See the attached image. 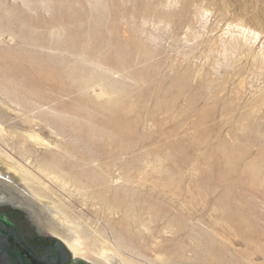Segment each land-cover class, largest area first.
Segmentation results:
<instances>
[{
	"label": "rangeland",
	"instance_id": "374dc122",
	"mask_svg": "<svg viewBox=\"0 0 264 264\" xmlns=\"http://www.w3.org/2000/svg\"><path fill=\"white\" fill-rule=\"evenodd\" d=\"M1 160L89 263L264 264V0H0Z\"/></svg>",
	"mask_w": 264,
	"mask_h": 264
},
{
	"label": "bare ground",
	"instance_id": "6f19581e",
	"mask_svg": "<svg viewBox=\"0 0 264 264\" xmlns=\"http://www.w3.org/2000/svg\"><path fill=\"white\" fill-rule=\"evenodd\" d=\"M33 137H35V135ZM28 170H29L28 168L22 166L21 164H14L11 163L9 160L0 161V184L3 185L4 187L3 189H5L6 191V195L4 199H1L0 197V201H7L28 210L30 212L31 217L37 224L43 225L52 233L63 238L66 245L72 251L74 256L84 259L85 257L83 255L82 244L78 243L79 241L77 242V240L73 237L71 231L69 230V227L64 226V224L61 225L62 224L61 222L64 223L66 220L69 219L68 218L63 219L61 216H59L60 214L58 213V209H53L54 207L44 202L45 200L43 201L44 197L43 198L39 197V195L34 190L30 189L31 187H27L26 184H28L29 181L33 179L32 175ZM18 178L20 181H18ZM52 212H55L56 215L58 216L57 220H55L52 217L51 215ZM104 253L101 255L104 259L105 264L121 263V262L118 263L119 260H116L117 258H115V255H112L114 252L112 254L108 252L105 254ZM86 259L87 258H85V260Z\"/></svg>",
	"mask_w": 264,
	"mask_h": 264
},
{
	"label": "water",
	"instance_id": "95a60500",
	"mask_svg": "<svg viewBox=\"0 0 264 264\" xmlns=\"http://www.w3.org/2000/svg\"><path fill=\"white\" fill-rule=\"evenodd\" d=\"M4 202L23 211L30 219L29 223L27 217L26 223L46 234L38 227L28 210L10 202ZM10 215L11 213L0 212V264H64V261L71 255L68 247L57 238L54 256L45 257L27 240ZM73 258L76 261L92 264L79 257L74 256Z\"/></svg>",
	"mask_w": 264,
	"mask_h": 264
},
{
	"label": "flooded vegetation",
	"instance_id": "af4514ba",
	"mask_svg": "<svg viewBox=\"0 0 264 264\" xmlns=\"http://www.w3.org/2000/svg\"><path fill=\"white\" fill-rule=\"evenodd\" d=\"M0 212L11 213L10 217L16 222L27 240L38 250L39 253L47 258H52L56 250L57 238L54 235L43 234L39 229L32 228L29 217L20 209L0 201ZM28 217V222L26 220ZM64 264H86L85 262L74 260L71 255L64 261Z\"/></svg>",
	"mask_w": 264,
	"mask_h": 264
},
{
	"label": "trees",
	"instance_id": "16d2710c",
	"mask_svg": "<svg viewBox=\"0 0 264 264\" xmlns=\"http://www.w3.org/2000/svg\"><path fill=\"white\" fill-rule=\"evenodd\" d=\"M81 262H83V261H81Z\"/></svg>",
	"mask_w": 264,
	"mask_h": 264
}]
</instances>
